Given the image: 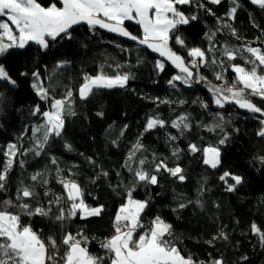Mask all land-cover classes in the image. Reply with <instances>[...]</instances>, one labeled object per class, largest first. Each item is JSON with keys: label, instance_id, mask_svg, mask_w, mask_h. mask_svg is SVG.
Returning a JSON list of instances; mask_svg holds the SVG:
<instances>
[{"label": "trees", "instance_id": "trees-1", "mask_svg": "<svg viewBox=\"0 0 264 264\" xmlns=\"http://www.w3.org/2000/svg\"><path fill=\"white\" fill-rule=\"evenodd\" d=\"M39 2L48 6L57 0ZM178 7L185 15L197 17L179 25L169 41L171 50L193 72L187 84L174 80L184 75L151 51L82 25L71 30V40L50 41L46 50L30 43L0 56V65L16 81L13 85L0 80V175H6L0 181V209L20 214L21 223L45 239L55 237L58 243L66 233H83L89 239L90 253L105 256L109 264L100 242L114 235L115 216L131 190L133 199L148 202L141 219L159 216L171 224V239L197 264L216 260L264 264V243L252 228L255 224L264 232V137L258 134L263 120L242 114L228 102L218 106L214 95L215 89L226 90L225 85L236 83L233 66L252 67L247 61L254 57L247 47L264 51V9L251 0H237L236 4L233 0H220L219 4L192 0ZM233 7L237 8L234 17ZM125 28L142 37L141 27L134 22H126ZM225 47L243 51L229 60ZM193 48L204 51L208 63L190 56ZM194 59L198 67H191ZM61 64L64 66L58 67ZM159 64L164 65L163 70ZM37 72L48 90L47 100L32 86L37 83L33 75ZM101 72L112 77L128 75L129 79L124 87L94 88L87 99H81L84 77ZM218 75L222 78L217 79ZM68 92L72 93L70 111L75 114L66 110L61 135L51 136L43 149H37V141H43V130L35 133L45 123L42 113L50 111L53 96L66 98ZM248 98L264 109V99ZM37 107L40 112H35ZM181 117L186 119L181 121ZM150 119L163 121L164 126L149 130ZM174 122H180V127H173ZM221 140L225 142L221 144ZM10 144L17 151L9 167ZM193 144L198 149L195 152ZM209 147L221 152L216 172L204 166V150ZM161 163L167 169L180 167L185 179L181 181L164 167L156 171ZM141 170L155 175L157 184L139 181L135 173ZM225 172L243 178L234 191L227 190L234 184L230 176L227 183L221 179ZM37 174L42 177L33 181L31 177ZM61 178L80 186L89 208L102 206L100 215L82 219L78 211L74 218L57 221L60 208L67 217L72 204L60 185ZM24 188L34 195L23 197ZM48 192H52L50 196ZM57 197L64 201L50 217L26 216L19 207L23 203L31 208L44 206ZM65 247L61 245V252Z\"/></svg>", "mask_w": 264, "mask_h": 264}, {"label": "snow or ice", "instance_id": "snow-or-ice-1", "mask_svg": "<svg viewBox=\"0 0 264 264\" xmlns=\"http://www.w3.org/2000/svg\"><path fill=\"white\" fill-rule=\"evenodd\" d=\"M251 2L264 9V0H251ZM191 3L192 0H57L56 3L45 6L39 0H0V17H6L7 21H10V24L0 22V56L13 48L24 49L30 42L46 50L50 46V41L71 40L73 38L71 30L77 25L85 24L90 29L98 27L128 37L154 52H159L161 56H166L181 73L185 74V76H176L173 79L181 80L187 84L189 78L193 77V72L185 64L184 59L171 50L169 41L173 38V31L179 25H187L190 20L197 19L195 15L191 17L185 15L178 7ZM211 3L219 4L220 0H211ZM233 3L236 4L237 0H233ZM236 10V7L231 9L233 17ZM126 22H134L139 25L142 29V37H137L129 32L125 28ZM176 42L183 44L179 37H176ZM240 51L243 50L228 47L224 49L229 60H235ZM246 51L251 57H254L247 61L252 67L248 69L238 65L233 66V71L237 74L236 83L226 90L215 89L214 95L217 97L215 103L223 107L224 102H235L240 108L264 116V109L252 103L248 98L251 95L264 99V51L253 47H247ZM189 55L199 58L201 63H208L205 52L200 48L191 49ZM63 66V64L58 65V67ZM158 67L163 70L164 65L159 64ZM191 67H198L196 59L192 61ZM33 75L37 79V83L32 85L33 88L36 89L41 99L47 100L49 93L43 87L39 73H33ZM221 78V76H217V79ZM128 79V75L112 77L103 72L94 77L85 76V82L79 89V96L81 99H87L94 88L124 87ZM0 80L13 85L16 83L3 65H0ZM237 85H242V87L238 88ZM225 91L230 95H225ZM71 97L72 93L68 92L66 98H53L51 110L42 113L45 123L38 127L35 133L43 130V141H37V149H43L51 136L61 135L65 124L66 110L69 115L75 114L70 111ZM35 112H40L39 107L35 109ZM185 119L186 117H181V121ZM157 125L163 127L164 122L150 119L147 129H153ZM183 126L189 127L187 124ZM173 127L179 128L180 122H174ZM258 134L264 137V129H261ZM224 142V140L220 141L221 144ZM68 147L70 148V145ZM137 147L142 146L138 144ZM191 150L195 152L198 149L193 144ZM16 151L15 144L8 146L9 167ZM34 151H36V155L40 154L38 150ZM204 151L206 156L204 163L212 168L218 167L220 164L219 149L209 147ZM52 162L56 163L55 159ZM140 163L144 162L140 161ZM161 167L167 169V166L161 163L157 166L156 171H159ZM167 170L173 176H178L181 181L185 179L183 175H180L183 171L180 167ZM105 175L107 174L105 173ZM135 176L139 181H148L152 185L157 184V177L149 176L143 170L137 171ZM229 176L234 184L229 185L227 190L234 191L235 186L243 182V178L225 172L221 179L227 183L226 178ZM41 177L42 174H37L33 175L31 179L35 181ZM5 179L6 175H0V181ZM60 182L67 191V199L71 200L72 204L67 217L64 209L60 208L59 214L56 216L57 221L74 218L78 211L81 213L82 219L98 216L103 211L102 206L89 208L85 204L83 191L76 182L64 181L63 178ZM0 188H3L2 183H0ZM33 195L34 193L28 188L22 190L23 197L31 198ZM60 199L59 197L55 199L57 205ZM5 203L11 206V201ZM185 206L184 204L180 205V207ZM19 207L25 210L23 214L26 216H48L51 212V208L46 209L41 206L31 208L27 203L20 204ZM147 207V201L133 199L132 191H128L127 203L120 207L119 213L115 216L114 235L100 242V247L107 254L109 264H197L190 255L182 254V250L171 239L173 236L172 225L159 216L151 222L145 231L138 234L139 229L145 228L141 216ZM252 228L264 243V232L255 224ZM78 236L82 238H77ZM88 243L89 239L83 236V233L76 235L66 233L59 243L53 236L45 239L30 225L21 223L20 214L0 209V264H105V256L90 253L87 247ZM61 245L66 246L62 254ZM214 264H223V261L216 260Z\"/></svg>", "mask_w": 264, "mask_h": 264}, {"label": "water", "instance_id": "water-1", "mask_svg": "<svg viewBox=\"0 0 264 264\" xmlns=\"http://www.w3.org/2000/svg\"><path fill=\"white\" fill-rule=\"evenodd\" d=\"M81 25H82V26H86V27H88V26L85 25V24H81ZM77 26H78V25H77ZM95 30H99V31H101V32H103V33H105V34H107V35H110V36L116 37V38H118V39H120V40H122V41H124V42L130 43V44H133V45H138V46H140V47H143V48H145V49L151 51V52H152L154 55H156V56H157V57H158L163 63H165L166 65H168L170 68H172L174 72H176V73L179 74V75H184V76H185V74H184V73H181L180 70H179L178 68H176L175 65L171 62V60H169L166 56H161L159 52H154V51H152L151 49L147 48L146 46L139 44L138 41L131 40V39L128 38V37L120 36V35H118V34H116V33L108 32L107 30H105V29H101V28H98V27L95 28ZM184 61H185V60H184ZM185 64H186L187 66H189V65L186 63V61H185ZM189 68H190V67H189ZM190 70H191V69H190ZM228 103H230L233 107H235L236 109H238V110H239L242 114H244V115L254 116V117H256V118H259V119L264 120V116H262L260 113H252V112L248 111L247 109L240 108L239 105L236 104L235 102H228ZM252 103H253V102H252ZM254 104H255V103H254ZM255 105H256V104H255ZM219 151H220V150H219ZM203 156H204V158H203V162H204V160H205V158H206V156H205V151H204ZM204 166H205L206 168H208L210 171H212V172H216V171L220 168V166H221V152H220V164L218 165V167H216V168H212L210 165H207V164H205V163H204Z\"/></svg>", "mask_w": 264, "mask_h": 264}, {"label": "built area", "instance_id": "built-area-1", "mask_svg": "<svg viewBox=\"0 0 264 264\" xmlns=\"http://www.w3.org/2000/svg\"><path fill=\"white\" fill-rule=\"evenodd\" d=\"M174 34V31H173V33H172V35ZM235 84V83H234ZM233 86V84H227V85H225V88H230V87H232ZM237 87H238V85H237ZM60 172V174H62L63 173V171H59ZM64 181H67V180H65V179H63ZM62 187H63V184L61 183L60 184ZM52 192H48L47 193V196H50V194H51ZM59 198H61L60 199V202H59V204L57 205V203H55V199H53V200H48V202L46 203V205H44V206H41V207H45L46 209L47 208H51V212H50V214L48 215V216H40V217H50V216H52L53 215V211L55 212L56 210H57V208H58V206L61 204V203H63V201H64V198H62V197H59ZM142 220V219H141ZM154 219H152V220H142V222L144 223V225H145V228L144 229H139L138 231H145L150 225H151V222L153 221ZM77 238H82V237H77ZM88 245V244H87ZM63 252H61V254H62ZM96 255H99V254H96ZM106 264V263H105Z\"/></svg>", "mask_w": 264, "mask_h": 264}, {"label": "rangeland", "instance_id": "rangeland-1", "mask_svg": "<svg viewBox=\"0 0 264 264\" xmlns=\"http://www.w3.org/2000/svg\"><path fill=\"white\" fill-rule=\"evenodd\" d=\"M30 44V43H29ZM39 46V45H38ZM193 61V60H192ZM54 70H56V69H54ZM53 70V71H54ZM49 75V74H48ZM50 77H48V79H49ZM45 85H43V87H44ZM116 87H119V86H116ZM53 98H55V96H53ZM55 99H59V98H55ZM51 110V109H50ZM264 121V120H263ZM262 129H264V123H263V127H262ZM67 192V191H66Z\"/></svg>", "mask_w": 264, "mask_h": 264}, {"label": "crops", "instance_id": "crops-1", "mask_svg": "<svg viewBox=\"0 0 264 264\" xmlns=\"http://www.w3.org/2000/svg\"><path fill=\"white\" fill-rule=\"evenodd\" d=\"M1 22H8L10 24V21H7L6 17H3V20ZM14 27V26H13ZM31 43V42H30ZM35 44V43H34ZM139 234V233H138Z\"/></svg>", "mask_w": 264, "mask_h": 264}]
</instances>
